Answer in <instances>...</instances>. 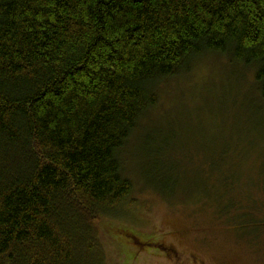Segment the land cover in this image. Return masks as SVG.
I'll list each match as a JSON object with an SVG mask.
<instances>
[{
	"label": "trees",
	"instance_id": "obj_1",
	"mask_svg": "<svg viewBox=\"0 0 264 264\" xmlns=\"http://www.w3.org/2000/svg\"><path fill=\"white\" fill-rule=\"evenodd\" d=\"M210 52L255 67L264 99V0H0V264H107L102 220L133 191L119 154Z\"/></svg>",
	"mask_w": 264,
	"mask_h": 264
},
{
	"label": "rangeland",
	"instance_id": "obj_2",
	"mask_svg": "<svg viewBox=\"0 0 264 264\" xmlns=\"http://www.w3.org/2000/svg\"><path fill=\"white\" fill-rule=\"evenodd\" d=\"M155 92L156 105L119 154L133 191L124 212L102 220L107 264H264V99L256 68L210 52ZM208 186L228 193L229 212L204 204ZM125 234L177 254L141 253Z\"/></svg>",
	"mask_w": 264,
	"mask_h": 264
},
{
	"label": "flooded vegetation",
	"instance_id": "obj_3",
	"mask_svg": "<svg viewBox=\"0 0 264 264\" xmlns=\"http://www.w3.org/2000/svg\"><path fill=\"white\" fill-rule=\"evenodd\" d=\"M126 235V244L129 247L137 248V251H141V253L146 252L147 250L155 251L159 250L162 251L166 257L176 255L177 252L172 247L164 246L162 243L158 242H151L149 240H143L138 238L135 234H125ZM196 260V255L193 256ZM200 264V263H199Z\"/></svg>",
	"mask_w": 264,
	"mask_h": 264
}]
</instances>
